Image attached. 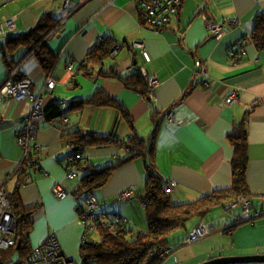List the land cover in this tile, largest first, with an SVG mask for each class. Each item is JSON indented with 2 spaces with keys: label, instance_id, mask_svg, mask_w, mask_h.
Here are the masks:
<instances>
[{
  "label": "crops",
  "instance_id": "1",
  "mask_svg": "<svg viewBox=\"0 0 264 264\" xmlns=\"http://www.w3.org/2000/svg\"><path fill=\"white\" fill-rule=\"evenodd\" d=\"M66 1L0 0V26L10 19L15 23L13 28L6 27V34L27 33L47 12L60 19L59 29L47 43L56 55L52 71H45L26 47L10 55L0 43V84L9 73L5 61L16 64L21 60L17 66L32 80V91L43 95L44 105L62 101L65 127L114 138L105 145L86 144L81 154L84 169L79 177L69 180L65 164L73 145L63 138L60 117L57 121L41 119L37 135L26 147L20 143V135L32 101L0 98V183L6 182L11 190L30 154L37 152L38 156L35 168L26 169L31 181L20 187L24 209L34 208L32 245L55 235L64 252L77 257L83 231L77 221L76 198H57L52 188L63 182L76 195L78 179L89 171L86 167L98 169L120 163L97 194L100 201L107 202V209L104 205L100 209L126 217L132 227L141 230L147 227L148 218L145 204L137 195L143 193L151 168L178 183L172 195L174 203L194 201L230 187L235 147L229 134L245 119L249 156L246 181L253 194L252 211L264 210V49L251 40L256 17L264 13V0H183L178 15L158 32L142 25L137 0H69V5ZM203 15L225 26L220 37L212 34ZM244 37L242 55L233 60L232 50L240 48L239 41ZM141 40L149 58L133 47ZM110 42L114 43L112 49L123 44L118 54L111 51L102 66L97 63L89 74L84 72L80 65L90 51ZM70 61L71 69L67 66ZM198 62H205L211 78L209 87L203 83ZM101 69H112L121 76L140 69L144 80L145 73L155 75V98L149 96L150 87L148 93L130 89L119 78L103 75ZM49 76L57 84L46 90ZM236 88L238 95L228 103L230 91ZM105 98L119 101L128 117H122L116 106L103 103ZM169 109L174 112L173 120L167 116ZM153 133L154 157L147 149ZM135 134L143 137L142 154L134 155L123 143ZM129 191L134 193L132 198L123 200ZM262 217L258 223L264 228ZM215 230L188 253L186 249L192 246L174 250L167 263L197 264L215 255L253 253L215 254ZM186 234L174 233V240L186 239Z\"/></svg>",
  "mask_w": 264,
  "mask_h": 264
},
{
  "label": "trees",
  "instance_id": "2",
  "mask_svg": "<svg viewBox=\"0 0 264 264\" xmlns=\"http://www.w3.org/2000/svg\"><path fill=\"white\" fill-rule=\"evenodd\" d=\"M182 4L183 0L180 2L176 16L178 15ZM138 8L142 11L140 4H138ZM202 10H204L203 7ZM140 13V17L142 18V12ZM59 21L60 19L58 17L53 16L50 12H47L43 14L35 28L30 29L27 33L22 32L18 35L4 33L0 39L4 38L5 41L0 43L2 46H6V52L10 55L16 52L19 48L26 47L28 49V53L33 52L35 57L40 60L44 70L50 73L56 62V55L50 50V48H48V40L44 41V39L54 30ZM251 40L259 49H264V13H261L256 17L253 32L251 34ZM113 45L114 43L112 44L111 42L107 44L103 43L93 48L86 60L80 65L84 72L89 74L91 72L90 68L97 66V63H100L102 66L103 63H105V59L110 56ZM4 58H6V55H4ZM20 61H18V63ZM15 62L12 60L5 61L8 71L11 72L16 70L14 76L16 79L26 77L20 69H16L18 63L14 64ZM100 71H102V74L105 76L119 78L130 89L133 88L135 90H142L145 93L149 92L148 82L144 80V76L140 69H138L136 73H132L128 76H121L112 69L108 71L101 69ZM139 85L145 89H139ZM102 98L103 97L99 99ZM103 103L116 106L120 110L122 117H128L126 109L122 107L120 102L116 99L105 98ZM62 116H64V110L61 102L53 100L45 107V113L42 119L56 120ZM61 129L64 134V140H67L70 145H73V154H82L85 145L88 143L96 142L99 145H105L107 142L111 143V140L114 138L113 136L99 134L92 130H90V132L81 129L72 130L65 127V125L61 126ZM154 134L155 133L151 135L150 145L147 147L150 152L152 151V157H154ZM229 139L235 147V154L232 160V185L227 188L217 189L210 194L201 195L194 201L174 203L172 201V195L176 190L178 183H175L171 186L170 190H167L166 184L172 179H165L156 170V168H151L150 175L147 177L143 187V193L137 195L141 202L145 204L148 218L147 227L142 230L136 229L135 226L132 227L126 217L117 213V215H115L110 210L105 212L102 208L100 209V206L103 205L106 208L107 202L105 203L104 201H100L97 194L99 190L108 182L112 171L120 163L98 169H90V167H86L89 171L84 177H80V179H78L79 182L74 191V194H76L74 196L77 204L76 216L78 224H80L79 221L82 218L83 221L88 220L89 223V227L85 229L82 228L80 224L83 231L79 245L80 259H76L74 256L68 255L64 252L59 239L55 235H50L49 237L53 236L57 240L61 251L80 264H164L167 255L170 254V257L171 253L178 249L174 245L183 240L182 239L177 242L174 240V233L180 234L182 232L183 229L180 228L186 226V230L184 232H187V237L201 224L212 226L211 222L205 221L208 214H212L219 206L227 209V205L233 199L242 196H248L251 198L253 209V194L251 193L246 181V169L249 159L246 119L232 130L229 134ZM142 140L143 137L140 139L139 136L135 134L130 137L128 141L124 140L123 143L127 146L131 153H135L134 155H136L139 153L142 154V151L145 149ZM36 155L37 152L30 154L27 161L20 167L18 170V173L20 174H18L16 185L11 190H9V188L4 184L6 182L0 183L1 185H5L8 189V197L11 202L10 211H12L16 220L15 237L17 239L15 246L6 249L2 253L1 262L3 264L8 262H16L18 264L21 263V260L27 257V255L34 248V245H32L30 240V235L34 228V208L24 209L20 195V187L22 184L31 181V177H27L29 175L26 172V169L29 167L35 168L37 164L36 162H38V156ZM73 165L76 167L79 177L80 170L84 169V163L81 160L76 159ZM133 194V191H129V195L124 197L123 200L131 199ZM90 196H94L98 203L93 208H86L84 202ZM118 215L121 222L116 224V222L112 221L114 216ZM238 217L239 223L242 221H254L258 219H244L241 215ZM189 222L193 224L190 227H188ZM94 230L99 231L98 238L94 236ZM214 230L215 228L212 226V230L206 236ZM49 237L47 236L44 242L37 245L44 244ZM19 241H21V245L18 247ZM168 246L172 247V251L166 253L165 249ZM14 253H17L18 256L15 257ZM165 264H167V262Z\"/></svg>",
  "mask_w": 264,
  "mask_h": 264
},
{
  "label": "built area",
  "instance_id": "3",
  "mask_svg": "<svg viewBox=\"0 0 264 264\" xmlns=\"http://www.w3.org/2000/svg\"><path fill=\"white\" fill-rule=\"evenodd\" d=\"M141 8L143 19L145 21V25L152 28L155 31H159L162 27L167 25L171 19L176 16L178 12V7L180 5L181 0H138ZM66 4L69 5V0L66 1ZM205 19V23L207 24L208 28L212 34L216 37H220L224 30L225 26L219 22L212 20V18L208 17L207 15H203ZM13 21L10 19L7 21L6 25L12 28ZM57 27L54 28L53 32L56 31ZM4 27L3 25L0 26V34H4ZM50 33L48 36H50ZM48 36L45 37L44 41L48 40ZM247 37L241 39L239 44L241 45L240 48L232 50V58L233 60L239 59L242 55V45L244 40ZM122 43L117 44L113 49L111 54L117 55L119 50L122 48ZM134 48L141 49V52L146 58H149L147 49L145 47L144 42L135 41L133 43ZM32 52L30 55L32 56ZM67 66L71 69L73 67L72 62H68ZM199 71L204 75L203 83L206 87H209L211 84V78L209 76L207 67L205 62H198ZM16 69H20V66H17ZM16 71V70H15ZM15 71H11L7 74L6 78L0 84V98H13V99H23L27 98L32 101V109L29 115L26 117L25 126L23 131L20 135V143L26 147H29L30 142L35 138L38 133L39 129V121L43 118L45 113V105H44V98L41 93H35L32 91V80L27 76L22 79H16ZM145 79L148 82L151 91L149 92V96L151 98H155V93L153 91L154 86L157 84L158 79L155 75H149L145 73ZM57 84L56 79L53 76H49L46 80L45 88L46 90L53 89ZM238 95V89H233L230 91L229 96L227 97L226 101L229 103L231 102L236 96ZM62 104V101H60ZM170 109L168 111V118L173 120L175 118L174 112ZM65 115L60 118L62 125H65ZM81 160L84 162V158L81 153L71 154L68 159L66 160L65 164V177L69 180L78 177V173L76 171V167L73 165L75 160ZM37 163V162H36ZM176 180L172 179L169 183L166 184V189L170 190L171 186L174 185ZM52 192L55 197L60 199H66L68 197L74 196L71 191L66 188L63 182H59L53 185ZM129 195V194H128ZM127 195V196H128ZM125 196V197H127ZM98 201L94 196H90L86 199L85 205L86 208H93L97 205ZM11 202L10 198L8 197V189L5 185H0V264L1 262L2 253L12 247L15 246L17 243V239L15 237L16 232V220L12 211H10ZM235 208L242 210V218L250 219V218H258L264 216V210L262 211H252V200L248 196H242L239 198L233 199L228 205V210H234ZM86 216V215H85ZM84 216V217H85ZM239 219V217H238ZM119 223L121 219L119 216H114L113 221ZM82 228L89 227L88 220L83 221V218L79 221ZM212 230V226H208L205 224L199 225L195 228L187 237L186 242H191L197 240L205 235H207ZM19 243V242H18ZM171 247H168L165 252L169 253L171 251ZM6 264H18L14 262H8ZM19 264H80L76 260L72 259L65 253H63L60 249V246L57 240L51 236L48 240L42 244L34 246L33 250L21 260Z\"/></svg>",
  "mask_w": 264,
  "mask_h": 264
},
{
  "label": "rangeland",
  "instance_id": "4",
  "mask_svg": "<svg viewBox=\"0 0 264 264\" xmlns=\"http://www.w3.org/2000/svg\"><path fill=\"white\" fill-rule=\"evenodd\" d=\"M175 17V16H174ZM13 24L12 28L14 27V19H12ZM7 23V22H6ZM6 23L3 25L4 27V33H6ZM3 34V33H1ZM57 121V120H56ZM238 215L242 216V210L236 209V210H228L223 207H217L212 214H208L205 221H210L212 226L216 229L215 233H217V236L215 238V242L218 244V249L213 251L215 254H229L232 252H253V253H236V254H230V255H219L212 258L205 259L201 262H198L197 264L206 262L213 258L218 257H229V256H238V255H250V254H264V228L262 226H259V219H256L255 221H242L237 222ZM264 218V216L262 217ZM204 221V222H205ZM257 221V226H252L254 222ZM238 223V224H236ZM236 224V225H235ZM193 224L191 222L188 223V227L192 226ZM235 225L234 227H232ZM185 227H182L180 229H183L182 232L186 230ZM214 233V231L212 232ZM93 234L96 238L99 237V231L94 230ZM233 235V236H232ZM188 237V236H187ZM186 237V239H187ZM206 237L203 236L197 240L186 242V239H183L181 242L176 243L174 246L177 248H187L185 252H189L191 249L195 248L196 245H199L202 239ZM200 248L201 245L199 246ZM202 250L199 249V252ZM169 255H167L166 260L164 264L169 259ZM14 256L17 257V253H14ZM76 259H80V252L78 251ZM201 259H203V256H201ZM169 264V263H167ZM255 264H264V263H255Z\"/></svg>",
  "mask_w": 264,
  "mask_h": 264
},
{
  "label": "water",
  "instance_id": "5",
  "mask_svg": "<svg viewBox=\"0 0 264 264\" xmlns=\"http://www.w3.org/2000/svg\"><path fill=\"white\" fill-rule=\"evenodd\" d=\"M21 241L18 243V247ZM264 263V254L238 255L229 257H218L200 264H255Z\"/></svg>",
  "mask_w": 264,
  "mask_h": 264
},
{
  "label": "flooded vegetation",
  "instance_id": "6",
  "mask_svg": "<svg viewBox=\"0 0 264 264\" xmlns=\"http://www.w3.org/2000/svg\"><path fill=\"white\" fill-rule=\"evenodd\" d=\"M137 1H138V0H137ZM138 4H139V2H138ZM141 12H142V11H141ZM141 20H142V22H141L142 25L146 26V25L144 24L145 21H144V19H143V14H142V18H141ZM54 32H55V31H54ZM54 32L52 31L51 33L53 34ZM49 34H50V33H49ZM49 34H48V35H49ZM52 34H51L50 36L47 35V36H48V40L50 39V37L52 36ZM47 36H46V37H47Z\"/></svg>",
  "mask_w": 264,
  "mask_h": 264
},
{
  "label": "clouds",
  "instance_id": "7",
  "mask_svg": "<svg viewBox=\"0 0 264 264\" xmlns=\"http://www.w3.org/2000/svg\"><path fill=\"white\" fill-rule=\"evenodd\" d=\"M57 26H58V25H57ZM57 26H56V27H57ZM58 29H59V28H58ZM58 29H57V30H58ZM57 30H56V31H57ZM115 215H117V214H115ZM118 216H119V215H118ZM261 217H262V216H261ZM258 218H260V217H258ZM205 236H206V235H205ZM168 247H171V246H168ZM168 247H167V248H168ZM167 248H166V249H167ZM171 248H172V247H171ZM166 249H165V250H166ZM179 249H180V248H179ZM171 251H172V249H171ZM171 251H170V252H171Z\"/></svg>",
  "mask_w": 264,
  "mask_h": 264
}]
</instances>
